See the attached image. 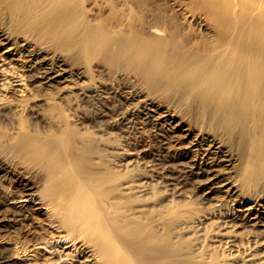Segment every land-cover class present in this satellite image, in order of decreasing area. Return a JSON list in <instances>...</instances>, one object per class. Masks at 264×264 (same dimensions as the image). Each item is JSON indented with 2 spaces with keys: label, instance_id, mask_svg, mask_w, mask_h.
Instances as JSON below:
<instances>
[{
  "label": "bare ground",
  "instance_id": "6f19581e",
  "mask_svg": "<svg viewBox=\"0 0 264 264\" xmlns=\"http://www.w3.org/2000/svg\"><path fill=\"white\" fill-rule=\"evenodd\" d=\"M0 75L6 92L66 84L43 98L56 129L0 136V211L20 222L0 238V264H264V0H0ZM122 87L190 138L168 148L207 175L204 202L218 190L230 203L181 204L182 185L161 173L145 186L109 136L127 112L104 122L82 105ZM26 97L0 101L23 109Z\"/></svg>",
  "mask_w": 264,
  "mask_h": 264
},
{
  "label": "rangeland",
  "instance_id": "374dc122",
  "mask_svg": "<svg viewBox=\"0 0 264 264\" xmlns=\"http://www.w3.org/2000/svg\"><path fill=\"white\" fill-rule=\"evenodd\" d=\"M3 43L5 44V42ZM1 48L4 50V48L7 47H1ZM35 48L36 46H33L31 47V50L34 51ZM1 78H3L2 75H0V79ZM75 78L76 77L70 78V82L75 81L73 80ZM2 80H0V97L2 93L7 94V96L10 97L9 99L12 102L14 100L15 104L18 102L16 101V99L20 100L21 96H23V98H28L26 97L27 95L29 97L34 96L33 98H36L37 100L34 99L33 100L34 102L32 103L30 102L29 106H27L26 108L23 107V109L21 108V106L18 108L10 109L9 106L8 107L2 106L0 101V136L6 133L17 132L20 129H26L35 133H43L50 129L54 130L57 128L56 125L51 121L49 114L50 112L48 108L49 105H47L46 100H44L43 98L49 96L51 92L52 94H55L56 92H60V89L63 86H66V84L63 85L56 84L55 86L50 87L42 83H39L40 84L39 85L37 82H34L33 79H30L27 80V82H23V84L20 82L18 83L15 82L16 84H13L11 90L6 92L5 89L4 90L1 89V84L3 83ZM77 81H81V80L78 79ZM68 84H71L70 86L73 85V83H67V85ZM23 86H27L28 89L27 88L24 89ZM58 88L59 91H57ZM122 88L123 89H121L120 91L121 94L120 93H117L116 95L114 94L113 96L115 98L107 102L106 104L99 103L98 100L93 98H89L88 100L85 99L83 101L84 103L81 104L84 107L87 106L86 108L88 107L90 109L93 108V110L97 113L101 111L103 116H101L100 120H104V122H112L111 120L113 119L115 120L122 113L127 112V116L130 120V124L125 126L124 124L118 123L116 124L117 126L116 125L109 126L108 129H111L108 130L111 132L109 133V136L115 139L116 141H118L119 143L124 144V148L126 149V153L128 154L127 161L133 162L132 165L129 164L130 167L134 166L136 169L137 168L139 169V179H143V181L146 182L145 186L152 189L156 184V176L159 173H161L164 182H168L167 180L172 178L173 182L176 185L179 186L182 185L181 186L183 187L182 195L174 196L175 200H177L181 204L186 203L188 201H194V203H197L199 206H209V204L214 203L218 199L221 200L223 199L226 203L227 202L230 203L231 199L227 198L223 193H220L218 190H214L212 192V197L214 196V198L209 199L208 202L206 203L204 202L203 197L206 194L208 187L207 175L196 176V174L194 175V173L191 172L192 171L190 169L191 163L188 164L184 162V159L182 157H179V155L182 154V152L184 153V150L182 151V149L181 150L179 149V150L171 151L170 153L169 152L170 150L168 148L170 145L174 144L173 141L176 140V137H178L177 139H181L182 146L187 147L189 146L188 142L190 138L188 136L184 137L185 133L180 131V129L171 130L167 122L161 121L162 123L161 124L160 122L159 123L155 122L150 118L147 119L145 115L147 112L142 109L139 110V96L133 94L131 95V93L134 92L127 87H122ZM100 91H103L102 93L103 96L105 95L107 96L105 92L107 93L108 89L105 90V88H102ZM37 97H39L40 100ZM1 99L2 98H0V100ZM90 100H92L93 102ZM59 101L61 102L63 101L62 103H64V101L66 100L60 99ZM64 104H66V102ZM133 106H138V108L135 113H130V109H132ZM150 114L154 115V113L152 112ZM20 115L22 117H20ZM23 116L26 118L25 120L23 119V122L24 121L26 122L25 123L26 126L20 124L19 122L20 118H23ZM99 117L100 116H98V118ZM78 126L80 128L82 127L81 125ZM83 126L84 128L89 130H96L95 123L92 120L90 121V119L84 120ZM169 163H171L178 170H182L185 172L184 176H186L187 185L184 184L185 182L184 180L181 181V178L179 177L180 175L179 173L171 174L169 172V167H168ZM183 163L186 165L184 166ZM5 184L12 185L13 183L12 180L6 179ZM233 204H234L233 207L235 208L237 214L241 215L242 213H244L243 210L244 208L240 204L238 203H233ZM17 219L18 217H13L11 211H6V210L0 211V238L4 240L5 243H7L6 239L14 237L16 228H20V222L17 221ZM203 227H204L203 224L198 222V226L194 229L193 232H196V235H198L202 231ZM225 251H226L225 253L229 254V251H227V249H225ZM7 254L10 255L11 253L7 252ZM38 256L42 263L46 262V260H48L49 257V255L46 252L43 253L41 252L39 253ZM3 264H14V262H6Z\"/></svg>",
  "mask_w": 264,
  "mask_h": 264
}]
</instances>
